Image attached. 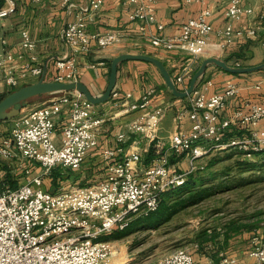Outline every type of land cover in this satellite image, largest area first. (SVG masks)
Returning <instances> with one entry per match:
<instances>
[{
    "label": "built area",
    "instance_id": "2783aa9c",
    "mask_svg": "<svg viewBox=\"0 0 264 264\" xmlns=\"http://www.w3.org/2000/svg\"><path fill=\"white\" fill-rule=\"evenodd\" d=\"M127 1L133 6L130 18L139 20L142 30L155 23L158 29L164 28L157 21L151 0ZM184 1L200 3V13L188 19L177 36L155 35L152 39L155 45L179 46L198 58L211 43L213 34L221 37L223 45H231L244 36L260 38L264 43V0L259 6L260 21L239 27L234 26L236 21L255 12L243 0ZM91 3L98 6L96 0ZM219 4L227 9L228 23L216 29L211 16ZM16 12V0H0V19ZM62 34L69 51L55 62L56 71L51 78L54 81L77 80L80 56L90 53L94 46L112 45L122 36L119 30L90 31L84 15L69 21ZM20 44L22 51L6 49L0 56V94L19 88L25 79L39 77L44 72L43 63L33 53L37 40L28 28L23 29ZM7 45L8 40L3 38V49ZM194 70L185 67L174 77L175 82L186 89ZM151 93L132 107L147 106ZM239 93L240 86L235 82L215 93L196 86L188 102L178 108V129L172 134L169 148L158 137L164 108L158 106L147 111L130 124V130L141 133L154 145L156 155L148 165H142V152L125 149L122 143L126 134L120 133L117 143L103 150L108 169L104 179L56 190L44 188V176H49L57 166L80 169L89 152L99 145L97 133L103 118L97 115L95 104L77 90L53 94L35 107L22 106L10 134L0 139V156L18 160V166L27 174V179L16 187L0 177V264H112L117 247L109 236L125 230L136 217L156 211L161 194L184 185L188 175L199 168L198 159L223 149H238L243 155L264 158V128L258 127L264 119V103L252 97L241 99L239 108L231 115L225 114L229 101ZM112 95L119 97L120 93L114 90ZM64 113L69 116L58 139L56 121ZM186 119L191 122L189 131L183 128ZM236 128L246 130L233 134ZM172 155L186 157L189 167L179 172L172 164ZM30 161L39 163L41 171H34ZM252 241L251 254L256 257V264H264V234L254 235ZM235 261L225 256L219 264ZM142 264L216 263L210 258L197 259L194 252L179 248L159 260Z\"/></svg>",
    "mask_w": 264,
    "mask_h": 264
},
{
    "label": "crops",
    "instance_id": "0c3cea01",
    "mask_svg": "<svg viewBox=\"0 0 264 264\" xmlns=\"http://www.w3.org/2000/svg\"><path fill=\"white\" fill-rule=\"evenodd\" d=\"M91 1L41 0L36 3L32 0H16L17 12L12 15V26L3 36L8 40V45L5 49L2 46L0 56L6 49L14 52L22 51L20 44L22 31L28 28L37 40V48L33 53L37 54L43 63L45 78L51 80L56 71L57 58L65 56L69 51L62 29L69 21L76 20L78 15H84L88 29L92 32L108 30L122 32L120 40L116 43L106 47L94 46L90 53L79 57L77 78L83 81L95 96H101L105 92L110 77L111 59L122 53L153 55L165 63L173 77L181 73L185 67L195 69L200 65V60L203 61L208 56L228 59V62L234 65H255L264 62V43L260 38L238 37L231 45H223L221 37L213 34L211 43L203 55L198 58L191 56L179 46L167 48L153 43L152 39L155 35L174 37L181 34L183 24L200 13L202 9L200 3L188 4L184 0H151L150 2L156 8L157 21L163 23L164 28L158 29L155 23L147 25L146 29L142 30L141 22L130 18L133 6L127 0H96L98 2L96 7ZM262 1L243 0L244 4L253 7L255 12L245 15L242 20L236 21L234 26L257 24L260 21L259 6ZM226 10L225 5L219 4L214 7L211 21L216 29L226 27L228 23ZM41 76L25 79L22 85L36 82ZM229 82L237 83L240 86V93L238 97L229 101L226 115H231L235 109L239 108L238 104L241 99L252 97L264 103V70L237 75L211 64L198 81L197 86L207 87L209 93H215L223 90ZM258 84H260L259 89L256 88ZM114 90L120 93L119 97L112 95L109 100L95 104V111L103 118V124L97 133L99 145L89 152L84 162L86 169L83 176H87L86 172H95L92 177L88 178L86 184L98 182L107 176L108 169L102 153L106 147L117 143L120 133L126 134V139L122 143L126 150L142 152L143 166L151 162L153 155L149 154L152 143L143 138L141 133L132 132L130 124L158 106L164 108V117L160 124L158 137L165 147L169 148L172 134L178 129L176 122L178 108L189 100L188 97L174 98L169 88L166 87L165 79L159 68L152 62L140 59H128L119 64ZM150 91H152L149 95L151 99L147 106L132 107L134 103L143 102ZM68 116V113H64L56 121L58 139H60ZM14 120L15 118L0 120V139L10 134ZM258 127L264 128V119ZM183 128L185 131L190 130L191 122L188 119L185 120ZM245 130L236 128L233 134H240ZM10 160V168L0 169V177L6 178L10 172L20 171L17 160ZM185 160L189 163V160L183 157L182 162ZM252 240L253 237L245 231L235 234L227 244H223L221 236L217 244L208 246L207 253L199 250L194 255L202 260L210 258L215 263L217 260L220 263L223 257L228 256L236 259L231 264H256L257 259L251 254ZM211 253H216L217 257L214 258Z\"/></svg>",
    "mask_w": 264,
    "mask_h": 264
},
{
    "label": "rangeland",
    "instance_id": "374dc122",
    "mask_svg": "<svg viewBox=\"0 0 264 264\" xmlns=\"http://www.w3.org/2000/svg\"><path fill=\"white\" fill-rule=\"evenodd\" d=\"M11 23L12 16L0 19V52L2 38L11 28ZM47 98L46 94L35 96L22 106L35 107ZM182 159L181 156L172 155V164L179 172L187 169L189 164L186 160L182 162ZM199 161L197 170L202 169L201 165L207 166L197 173L201 179L198 183L208 188V194L171 216L160 218L157 223L150 224L144 218L141 224L129 231H115L109 236L117 247L116 256L111 259L112 264L155 261L179 248L189 249L195 254L199 249L194 235L197 229L203 227H224L235 223V227L239 226L241 231L249 233L251 237L264 234V160L258 155L250 157L234 152V149H223ZM29 164L34 171H41L39 163L30 161ZM85 165L78 170L62 168L65 175L69 176L59 182L57 187H54L50 175L44 176V188L56 190L74 184H86L95 172H86L87 176H83ZM9 166V160L0 156V169H8ZM21 168L20 171L10 172L11 181H17L18 185L27 179V174ZM177 200L179 198L170 203Z\"/></svg>",
    "mask_w": 264,
    "mask_h": 264
},
{
    "label": "water",
    "instance_id": "95a60500",
    "mask_svg": "<svg viewBox=\"0 0 264 264\" xmlns=\"http://www.w3.org/2000/svg\"><path fill=\"white\" fill-rule=\"evenodd\" d=\"M128 59H140L154 63L159 68L167 86L173 95L178 98H185L193 93L198 81L202 78L207 67L211 64L217 65L228 72L239 74L264 70V62L255 65H233L220 57L208 56L201 62L198 69L192 75L188 87L186 89H181L180 86L175 82L174 77L168 67L159 58L146 53H122L111 59V71L108 86L101 96L93 95L89 87L81 80H47L45 78V73H43L38 81L22 85L19 88L8 92L6 96L0 100V120H9L15 118L21 113L22 105L24 103L28 102L29 99L35 96H40L46 93L77 90L84 94L85 97L94 104L105 102L112 97V93L116 87L119 64ZM216 264H219V260L216 261Z\"/></svg>",
    "mask_w": 264,
    "mask_h": 264
},
{
    "label": "trees",
    "instance_id": "16d2710c",
    "mask_svg": "<svg viewBox=\"0 0 264 264\" xmlns=\"http://www.w3.org/2000/svg\"><path fill=\"white\" fill-rule=\"evenodd\" d=\"M228 61V59H226ZM237 65V64H235ZM239 65H245V64H239ZM199 65L195 68L193 74L198 69ZM192 74V75H193ZM239 75V73H233ZM191 78L188 80V83L190 82ZM166 87L167 84H166ZM169 88V87H168ZM181 89H184L180 86ZM170 90V89H169ZM59 92L55 93H46V96L50 97L53 94H57ZM171 95L174 98H177L170 90ZM7 93L0 94V100L6 96ZM44 95V94H43ZM234 152H238L240 154H243L242 151L238 149H234ZM149 155H156V149L154 145L150 148V154ZM216 161V158H214ZM264 160V158H262ZM207 166V165H206ZM199 170L194 171L193 173H190L187 177L186 183L182 186L173 187L167 191H164L160 196V206L159 208L148 214L136 217L133 219V221L130 223V225L123 230L129 231L132 228L136 227L137 225L141 224L144 220V218L148 220V223L154 224L157 223V221L160 218H163L165 216L169 217L172 214L178 212L180 209L185 208L186 206L198 202L203 196H206L208 194V188L200 186L199 181L201 180L199 177H197V173L205 169V167ZM61 166H57L51 170L50 176L52 183L54 187H57V184L61 182L62 180L68 178V174L65 175V172L62 170ZM70 169V168H68ZM73 170V169H71ZM5 183L10 184L12 187H16L18 185L17 181H11V175L8 174V176L4 179ZM50 189V188H48ZM52 190V189H50ZM55 190V189H54ZM174 196H176L174 198ZM174 203H170L174 199H178ZM143 219V220H142ZM235 223H229L228 225L224 227H203L197 229L195 235H194V241L198 244V249L200 251H203L204 253H207V248L210 244H217L219 242V237H223V244H227L229 240L237 233L243 232L239 228V226H234ZM211 256L214 258L217 257L216 253H211Z\"/></svg>",
    "mask_w": 264,
    "mask_h": 264
}]
</instances>
